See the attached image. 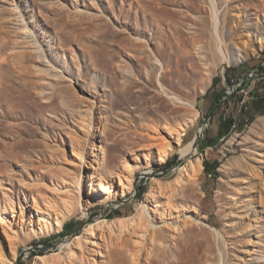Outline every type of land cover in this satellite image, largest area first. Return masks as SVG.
Returning <instances> with one entry per match:
<instances>
[{
    "label": "rangeland",
    "instance_id": "1",
    "mask_svg": "<svg viewBox=\"0 0 264 264\" xmlns=\"http://www.w3.org/2000/svg\"><path fill=\"white\" fill-rule=\"evenodd\" d=\"M0 264H264V0H0Z\"/></svg>",
    "mask_w": 264,
    "mask_h": 264
},
{
    "label": "bare ground",
    "instance_id": "2",
    "mask_svg": "<svg viewBox=\"0 0 264 264\" xmlns=\"http://www.w3.org/2000/svg\"><path fill=\"white\" fill-rule=\"evenodd\" d=\"M213 2L215 3V0H213ZM216 5V4H215ZM217 7V6H216ZM215 7V9L213 10L214 12V33L216 34V39L218 40V46L220 48V52L222 54V57L225 61L228 60V55H227V52L225 50V47H224V44H223V39L220 35V17H219V10ZM160 83V86H161V89H162V94L163 96H166V98L171 101L172 103L174 104H177V105H181V104H184V100L182 97H180L179 95H177L176 93H174L173 91H171L169 88H167L165 86V84L162 82V79H160L159 81ZM180 107V106H179ZM179 107L176 108V109H171L170 106L166 105L165 106V116L167 117V114H169V117L172 116V113H175V112H179ZM235 124V123H234ZM185 128V126H184ZM202 130V129H201ZM194 141L191 142V145L193 144ZM197 161H194L191 165L192 168L195 169V166H194V163H196ZM136 167L134 165H131V167L128 169L130 171V176L128 177V181H129V178H130V185L129 186H125L123 188V193L121 196H125L127 193L131 192L132 189L134 188V185H135V180H136V176L133 175V172H134V169ZM46 173H43V172H39V176L41 177H44ZM93 173H90L88 172V176L86 179H93ZM120 179H121V184H122V187H123V179L122 177L120 176ZM180 181H184V179L182 180H179ZM112 185H113V181H110V180H107L104 184H102V187H101V197H99V199L97 200H100V201H106V200H109L113 197H115L114 194H112ZM95 191H98L97 188H95ZM117 197V196H116ZM144 208V211L142 212V214L140 215L139 219L140 218H143L144 215H146L149 219V223L154 226V222L151 218V214L149 212V210L147 209L146 206L143 207ZM39 224H41V226L44 225V222H42V219L40 218V222ZM108 230H111V232L114 231V223H108ZM118 225V224H117ZM120 226L122 228V231H128L130 230V225L128 223H120ZM101 225H90V228L87 230V234H92L93 236H95L97 234V231H103L104 233V230L103 227ZM222 260H224V258H222Z\"/></svg>",
    "mask_w": 264,
    "mask_h": 264
},
{
    "label": "trees",
    "instance_id": "3",
    "mask_svg": "<svg viewBox=\"0 0 264 264\" xmlns=\"http://www.w3.org/2000/svg\"><path fill=\"white\" fill-rule=\"evenodd\" d=\"M227 124H228L229 126L233 125V124H234V119H233V118H229V120L226 119V120L222 123V126L224 127V126L227 125ZM221 133L224 134L225 131H224V130H221ZM172 162H173V160L169 159V160L167 161V163H166V166H171Z\"/></svg>",
    "mask_w": 264,
    "mask_h": 264
}]
</instances>
